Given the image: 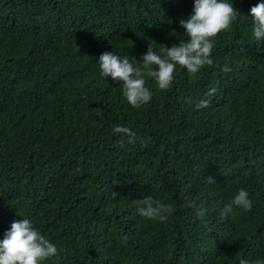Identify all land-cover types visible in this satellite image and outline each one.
Here are the masks:
<instances>
[{"label": "trees", "instance_id": "trees-1", "mask_svg": "<svg viewBox=\"0 0 264 264\" xmlns=\"http://www.w3.org/2000/svg\"><path fill=\"white\" fill-rule=\"evenodd\" d=\"M257 2L232 0L240 16L211 62L177 66L166 90L146 78L152 97L132 108L97 57L177 43L192 0H0V234L30 219L57 247L42 264L264 258V41L245 17ZM239 188L251 209L221 217ZM145 196L169 206L164 222L137 215Z\"/></svg>", "mask_w": 264, "mask_h": 264}, {"label": "clouds", "instance_id": "clouds-1", "mask_svg": "<svg viewBox=\"0 0 264 264\" xmlns=\"http://www.w3.org/2000/svg\"><path fill=\"white\" fill-rule=\"evenodd\" d=\"M239 16L232 0H192L191 14L178 21L183 29V38L178 39L177 43L163 46L158 52L147 46L139 62L113 51L102 52L95 61L99 75L120 83L126 103L132 108H140L150 101L153 94L145 84L146 78L153 81L155 88L166 90L174 79L177 66L189 74H196L203 65L211 62L209 56L213 38L218 32L228 29ZM245 17L249 21L251 39L259 43L264 41V0H258L249 7ZM172 34L175 35V32ZM112 131L126 135L129 142L135 136L127 127L115 126ZM251 207L249 193L239 188L219 212L224 217L234 210L246 212ZM135 212L140 217L164 222L169 214V206L152 196H145L137 201ZM194 215L202 218L204 209L194 208ZM56 254V245L42 235L28 218L11 221L0 234V264H42L46 258ZM239 264H249V261L240 259ZM254 264H264V258L257 259Z\"/></svg>", "mask_w": 264, "mask_h": 264}]
</instances>
